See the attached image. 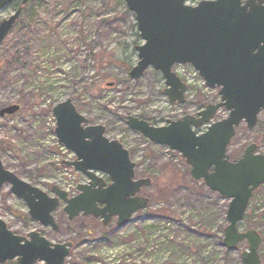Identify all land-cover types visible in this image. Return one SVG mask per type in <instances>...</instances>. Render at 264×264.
<instances>
[{
	"label": "rangeland",
	"instance_id": "1",
	"mask_svg": "<svg viewBox=\"0 0 264 264\" xmlns=\"http://www.w3.org/2000/svg\"><path fill=\"white\" fill-rule=\"evenodd\" d=\"M199 1L202 0L186 3L195 5ZM32 2L23 7L17 24L0 46V108L13 104L20 107L15 114L0 118V158L4 167L49 196L51 186L66 190L70 196L77 194L76 185L87 179L62 164L73 160L74 155L57 144L51 115L55 104L70 99L88 125L103 126L108 139L123 144L136 164V178H149L144 176L148 170L156 176L151 178V186L140 193L149 199V207L134 214L117 231L114 223L102 226L91 217L78 216L68 222L61 203L53 213L59 226L54 232L32 221L25 203L3 186L0 218L7 227L19 236L35 231L53 243L71 242L64 264H168L169 259L162 254H153L170 246L173 240H186L188 246L172 251L175 257L171 259H176L177 264H229L226 254L239 259L246 250L245 242L233 252L221 246L227 223L216 205L226 201L201 182L192 181L189 166L179 154L149 142L125 125L127 116L161 127L167 120L195 115L219 101L218 90L205 88L201 79L192 75L184 104H172L163 94L164 80L159 72L148 69L138 80H130L128 72L137 62L135 47L142 40L134 14L124 0ZM13 9L9 6L2 10L0 21ZM185 70L189 72L190 67ZM226 116L227 112L220 109L214 121ZM250 143L264 154V110L254 129L247 130L244 124L237 128L228 156L236 159ZM263 212L264 185L254 192L245 215L247 222L240 225L242 230L253 229L262 236L258 250L262 264ZM168 221L177 225L169 241H156L157 235L167 232L165 227H171L166 226L172 225ZM197 245L205 247L201 255L189 251Z\"/></svg>",
	"mask_w": 264,
	"mask_h": 264
},
{
	"label": "water",
	"instance_id": "2",
	"mask_svg": "<svg viewBox=\"0 0 264 264\" xmlns=\"http://www.w3.org/2000/svg\"><path fill=\"white\" fill-rule=\"evenodd\" d=\"M124 1L143 41L135 47L137 62L128 72L129 79L138 80L148 69L159 72L168 101L183 104L187 86L172 67L190 65L205 87L218 89L220 97L196 115L167 120L161 127L133 116L126 117L125 125L149 142L180 154L193 181H201L228 201L221 246L232 252L245 242L241 264H262L261 235L238 226L253 193L264 185V154H258L252 143L231 162L227 147L236 128L244 123L252 130L264 110V0H202L196 5L187 0ZM14 2H19L16 10L0 21V45L29 0H0V12ZM222 108L227 117L212 122ZM18 109L17 105L4 107L0 117ZM51 113L58 144L75 156L63 165L85 176L87 183L77 185L75 197L57 186L51 187L49 196L6 169L0 158V188L8 186L25 203L32 221L56 232L59 226L52 214L63 203L68 222L82 216L107 226L115 219L116 228L121 229L134 214L149 207V199L139 194L151 186V180L136 178V164L119 141L108 139L103 126L88 125L70 99L56 104ZM203 127L205 131L198 134ZM98 174L106 176L108 183ZM72 246L71 242L53 243L35 231L19 236L0 218V264L13 260L16 264H64Z\"/></svg>",
	"mask_w": 264,
	"mask_h": 264
},
{
	"label": "trees",
	"instance_id": "3",
	"mask_svg": "<svg viewBox=\"0 0 264 264\" xmlns=\"http://www.w3.org/2000/svg\"><path fill=\"white\" fill-rule=\"evenodd\" d=\"M33 0H30V2H32ZM33 3V2H32ZM18 22V21H17ZM17 24V23H16ZM15 24V25H16ZM151 124V123H150ZM144 176H147L149 177L150 179L151 178H154L156 176V173L153 171V170H148L146 171V173L144 174ZM193 181V180H192ZM204 186V185H203ZM226 206H227V202H224V203H221V206H218V204L216 205V208L217 210L221 213V217L225 216V211H226ZM261 219H264V212L261 214ZM173 220V219H172ZM245 221V219H244ZM247 222V220L245 221ZM167 223H172L171 224H166V226H171L170 228H166L165 227V231H167L163 236H159L157 235V240L156 241H159L160 238L164 239L163 241L166 242L169 241V238L171 237L173 230L172 228L177 226L175 224L174 221H168ZM114 231H117L116 229ZM182 232H185L184 229H182ZM152 233L154 234L155 233V230H152ZM153 236V235H152ZM206 239V238H205ZM104 241V240H103ZM194 241H198L194 239ZM164 242H160V244H163ZM171 245L170 246H167L165 248H162L160 250H157L155 253L156 254H153L154 256H158L159 254H162V257L165 258V259H169V262L168 264H177V260L174 259L172 260L171 258L175 257L174 253L172 251H174V249H176L177 247L179 248H184L186 249V247L188 248L187 244H186V240H182V242L180 243H177L176 240H173L171 241ZM205 247L201 246V245H197L196 247H194L193 249L192 248H189V251H195L196 255L200 253V255L202 254V250L204 249ZM188 251V250H187ZM188 251V253H190ZM183 253V252H182ZM177 256V255H176ZM226 260L228 261L229 264H232L233 262H238L239 259L238 258H232L229 254H226Z\"/></svg>",
	"mask_w": 264,
	"mask_h": 264
},
{
	"label": "built area",
	"instance_id": "4",
	"mask_svg": "<svg viewBox=\"0 0 264 264\" xmlns=\"http://www.w3.org/2000/svg\"><path fill=\"white\" fill-rule=\"evenodd\" d=\"M178 73L180 75H182L183 77H185V79L190 82L191 80H193L192 74L190 73H185V71L183 69H178ZM194 75V74H193ZM190 78V79H189Z\"/></svg>",
	"mask_w": 264,
	"mask_h": 264
},
{
	"label": "flooded vegetation",
	"instance_id": "5",
	"mask_svg": "<svg viewBox=\"0 0 264 264\" xmlns=\"http://www.w3.org/2000/svg\"><path fill=\"white\" fill-rule=\"evenodd\" d=\"M13 6H14V9L17 8V7H18V3L13 4ZM22 8H23V7H22ZM20 15H21V14H20ZM232 140H233V139H232ZM232 140H231V142H232ZM231 142H230L228 148L230 147ZM228 148H227V152H228ZM242 154H243V151H242L241 155L238 156L236 159H232V158H230V157H229V158H230L232 161H235V160H237L238 158H240V157L242 156Z\"/></svg>",
	"mask_w": 264,
	"mask_h": 264
}]
</instances>
